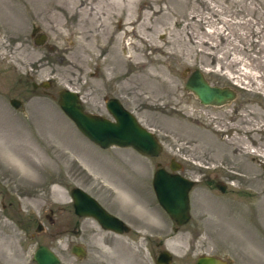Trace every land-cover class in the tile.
Here are the masks:
<instances>
[{
    "label": "rangeland",
    "instance_id": "374dc122",
    "mask_svg": "<svg viewBox=\"0 0 264 264\" xmlns=\"http://www.w3.org/2000/svg\"><path fill=\"white\" fill-rule=\"evenodd\" d=\"M134 1L136 30L128 37L137 52L131 57L109 39L83 54L84 37L98 32L88 30L86 6L96 16L103 11L99 2L0 0V213L10 226L0 228V264H36L33 255L43 244L61 264H157L164 249L172 264H194L204 254L229 264H264V0ZM147 17L149 28L141 29ZM118 20L114 26L124 34ZM186 68L235 89L240 102L261 103L253 107L256 120L248 112L233 119L234 102L200 115L198 98L185 89ZM45 80L49 89L32 85ZM62 88L78 91L87 110L109 117L108 99L119 98L158 135L162 154L150 158L94 144L60 107ZM13 98L22 105L14 106ZM253 130L259 143L248 139ZM200 156L232 189L193 188L192 219L174 231L175 221L157 201L154 171L158 162L181 157L193 168ZM187 174L194 177L193 170ZM75 187L131 232L107 231L78 216ZM75 245L87 255L74 254Z\"/></svg>",
    "mask_w": 264,
    "mask_h": 264
},
{
    "label": "water",
    "instance_id": "95a60500",
    "mask_svg": "<svg viewBox=\"0 0 264 264\" xmlns=\"http://www.w3.org/2000/svg\"><path fill=\"white\" fill-rule=\"evenodd\" d=\"M41 41L37 43L41 44L43 42ZM34 86L37 87V83L34 82ZM41 86L49 88L50 83L45 81ZM186 89L193 92L201 103L206 105L222 106L237 97V92L233 88L211 84L201 69H196L190 74ZM11 101L14 106L19 107L18 99ZM58 102L78 130L103 149L133 147L142 155L150 157L159 156L163 150V145L157 135L145 127L135 114L126 109L118 99L112 98L107 103L112 118L86 111L80 94L69 88H63L58 92ZM171 168L173 171L178 170V167L174 165ZM153 184L159 204L175 220L177 223L175 231H177L191 219L189 194L195 181L179 173L160 168L155 173ZM72 197L77 215L94 217L105 229L117 233L130 231L131 228L123 220L108 212L97 199L82 188H73ZM48 217L52 221L51 216ZM41 229H43V224L39 223L37 230L41 231ZM72 251L79 257L87 255L83 246L75 245ZM34 258L37 264H61V258L47 245H40ZM156 262L157 264H172L173 254L164 249L160 251ZM194 264L228 263L219 257L204 254L199 256Z\"/></svg>",
    "mask_w": 264,
    "mask_h": 264
},
{
    "label": "bare ground",
    "instance_id": "6f19581e",
    "mask_svg": "<svg viewBox=\"0 0 264 264\" xmlns=\"http://www.w3.org/2000/svg\"><path fill=\"white\" fill-rule=\"evenodd\" d=\"M63 2H72L75 3L77 0H62ZM99 2V9H103L101 13L98 15L94 16L92 13L93 8L86 6L89 10L88 12V18H87V26L88 30H92L94 27L98 29L97 33H94L91 36H85L84 39L85 42L83 43L81 49L83 54L88 55L92 52H94V45H97L99 43L100 39H109V41L115 42L116 47H125L126 49H129V52L131 53V57L136 56V48L133 45L134 42H129V37L128 35L132 30H136V26L134 28H131L132 25L136 24V20L133 17V10H134V0H90V2ZM79 4L84 5V2H80ZM55 4H52L51 9H56L58 8L57 6L55 7ZM59 6V5H58ZM80 6V5H79ZM82 11L85 12L86 10L82 8ZM127 11H131L130 13H127ZM99 12V11H98ZM97 12V13H98ZM156 13V12H154ZM118 22L122 23V26H125V31L123 33H119L118 29L115 28L114 23L116 19ZM97 23H100L101 27H104L100 29L99 25ZM150 23V17L145 18L144 20H141L139 23V27L142 29L143 27L147 26ZM119 28H121V24L119 25ZM149 28V27H145ZM87 31H82L81 34H85ZM107 34L108 37L105 38L104 35ZM135 34V33H134ZM128 38V41H125L124 39ZM143 42L148 46V40L147 39H142ZM125 41V42H124ZM92 42V43H91ZM140 50V49H139ZM136 51V52H135ZM104 63H108L110 61H107V59L103 60ZM114 77H109L106 78V81L112 80ZM47 81V80H46ZM65 113V112H64ZM35 157V154H34ZM35 163H37L36 159H33ZM5 228L8 229L10 228L8 223H5L1 219V213H0V228ZM6 232V231H5ZM2 233V232H1ZM3 239L5 237H2ZM6 239V238H5ZM12 240V239H11Z\"/></svg>",
    "mask_w": 264,
    "mask_h": 264
},
{
    "label": "flooded vegetation",
    "instance_id": "af4514ba",
    "mask_svg": "<svg viewBox=\"0 0 264 264\" xmlns=\"http://www.w3.org/2000/svg\"><path fill=\"white\" fill-rule=\"evenodd\" d=\"M188 74H189V72H188ZM187 79H186V81H187ZM39 88H42V87H39ZM39 88H36V89H39ZM111 98H113V97H111ZM109 99H108V101H109ZM198 100H199V98H198ZM199 102H200V105L202 106V107L198 108L199 111H200V115H201V111L204 112V113H210V111H208L209 108H216L217 109V108H222L223 107V106L222 107H216V106L204 105L203 103H201L200 100H199ZM233 102H234V104H236V107L234 109L235 110V115L232 116L233 119L238 118L239 117V113H243V112L244 113H247L248 112V113H250L249 118H252V119L256 120L254 113L257 112V111L254 110L253 107L256 104L259 107H262V104L261 103H258L256 101H253L252 99H247V101H242V102H240V101H238V99H236ZM20 104L22 105V102ZM106 105H107V103H106ZM243 108H244V110L242 111ZM194 111H196V113H197L198 110H194ZM254 129H256V127H254ZM244 130H246V129H244ZM256 133H258V130H253V131H250L248 133V135H249V138L248 139H249V141L251 143L252 142L259 143L260 138L255 136ZM200 157H201L200 158L201 159V162L198 161V163H196V161H195V164H194L193 168H190V166L188 165V163L185 161V157H181V160H176L174 158L170 159L168 165H163L161 162H158L155 171L158 168L163 167V168L167 169L169 172L179 173L180 175H182L184 177L191 178V179H193L195 181V184H194L193 188H196V186L201 185L205 189L208 188L210 190H219L218 192H220V193H225V192L229 191L230 189H232L229 186V184L226 183L225 179L220 177L221 176V174H220L221 172L219 174L218 173L213 174V172H211L212 169L210 168V166L209 165H205L204 164L205 162H203L204 160L207 161V159L205 157H203V156H200ZM150 158H156V157H150ZM159 164H160V166H159ZM172 165L177 166L178 167V170L177 171H173L172 168H171ZM203 165H205V167H202ZM191 170H193V176L194 177H191L190 175L187 174V172H189ZM155 171H154V174H155ZM243 175H245V174H243ZM241 180H243V179H241ZM116 216H118V215H116ZM228 264H229V262H228Z\"/></svg>",
    "mask_w": 264,
    "mask_h": 264
}]
</instances>
